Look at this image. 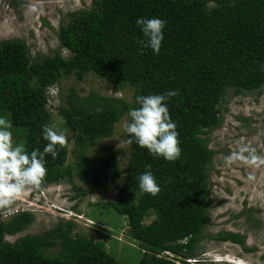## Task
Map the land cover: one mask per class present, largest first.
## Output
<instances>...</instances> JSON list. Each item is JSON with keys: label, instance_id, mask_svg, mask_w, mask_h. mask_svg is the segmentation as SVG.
I'll list each match as a JSON object with an SVG mask.
<instances>
[{"label": "trees", "instance_id": "1", "mask_svg": "<svg viewBox=\"0 0 264 264\" xmlns=\"http://www.w3.org/2000/svg\"><path fill=\"white\" fill-rule=\"evenodd\" d=\"M207 1L91 0L89 6L64 14L56 30L57 47L50 52L32 54L22 37L0 40V116L11 121L14 144H23L27 152L42 151L47 143L43 128L53 129L55 115L43 86L79 68L102 79L107 88L131 87L134 96L140 87L148 89L146 95L175 90L177 95L164 103L175 121L181 148L178 159L167 161L130 143L125 192L120 190L111 202L97 200L94 210L99 209V214L88 213L98 222L121 224L131 245L118 247L112 236L105 238V244L74 231L71 218L9 239L34 220L33 212L22 209L0 220V264H205L200 258L191 260L204 238L243 246L245 234L228 229L209 232L205 227L215 154L209 143L211 132L221 123L227 97L264 88V0H218L214 5ZM137 17L167 21L158 53L141 47ZM68 104L65 119L77 131L81 146L109 131L127 110V104L115 96L79 98L72 92ZM98 108L101 113L95 112ZM56 151L54 159L45 155L46 175L40 186H30L34 191L71 175L70 168L63 166L65 143ZM104 158L107 187L114 182L117 163L110 150ZM149 170L159 186L154 196L138 187L137 177ZM75 205L72 209L77 212ZM106 211L112 212L114 221L102 216ZM124 249L130 255H123Z\"/></svg>", "mask_w": 264, "mask_h": 264}, {"label": "rangeland", "instance_id": "2", "mask_svg": "<svg viewBox=\"0 0 264 264\" xmlns=\"http://www.w3.org/2000/svg\"><path fill=\"white\" fill-rule=\"evenodd\" d=\"M217 1L208 0L207 3L214 5ZM90 2L0 0V40L22 37L29 44L32 54L50 52L57 47L56 30L64 14L89 6ZM61 53L66 55L67 50L63 49ZM147 90L140 87L137 96L146 95ZM42 92L55 115L53 129L66 133L67 154L63 166L70 168L71 175L48 184L41 191H34L28 186L13 204L0 207V220L22 209L34 214V220L26 230L8 238L13 239L26 231H40L60 218H71L76 225L74 231L102 240L105 244V238L112 236L118 240V247L131 245L132 242L124 237L121 224L113 227L98 222L88 213L94 210L97 200L111 202L120 190L125 192V176L132 150L125 131L130 118L127 113L130 108L139 106L133 89L129 86L122 90L107 88L102 79L79 68L62 73L52 83L43 86ZM72 92L79 98L90 94L115 96L127 104V110L112 122L109 131L81 146L75 138L77 131H73L65 119L69 108L68 97ZM223 107L221 123L210 134L209 146L215 154L209 170L213 184L209 191L210 214L205 227L209 232L220 229L238 231L245 234V241L242 246L204 238L197 243L191 260L200 258L205 260V264H212L214 262L209 259L223 257L231 261L216 264H264V164H248L235 155L241 146H246L256 156L264 158V88L258 93L231 94ZM60 111L62 117L57 115ZM95 112L101 113L102 110L98 108ZM107 150L113 153L117 172L113 184L105 187L102 165ZM73 205L77 212L72 209ZM93 212L99 214L100 210L96 208ZM111 214V211H106L102 216L110 219ZM111 220L114 221L113 218ZM258 221L261 222L259 226L255 223ZM130 252L124 249L123 255H130Z\"/></svg>", "mask_w": 264, "mask_h": 264}, {"label": "clouds", "instance_id": "3", "mask_svg": "<svg viewBox=\"0 0 264 264\" xmlns=\"http://www.w3.org/2000/svg\"><path fill=\"white\" fill-rule=\"evenodd\" d=\"M135 23L142 33V38L139 40L141 47L150 48L154 54L158 53L167 21L159 17H137ZM175 95H177L175 90H169L161 94L136 97V103L139 106L130 108L127 113L130 122L127 123L125 131L130 134L129 143L134 141L141 148H146L149 154L162 157L167 161H175L180 157L179 134L176 131L175 121L170 118L168 106L164 103L169 97ZM11 127V121L0 116V207L13 204L26 187L40 186L46 175L45 155L50 154L54 159L57 156L56 146H62L66 142L65 131H56L45 126L42 136L47 143L43 150L33 149L29 153L23 144H14ZM246 152L248 155H245ZM235 155L236 158L248 164H264V158L256 156L246 146H241ZM137 180L142 192L154 196L159 191V186L150 170L139 174ZM165 253L170 254L167 251ZM202 261L205 262L204 259ZM209 261L216 264V262L231 260L217 257Z\"/></svg>", "mask_w": 264, "mask_h": 264}]
</instances>
